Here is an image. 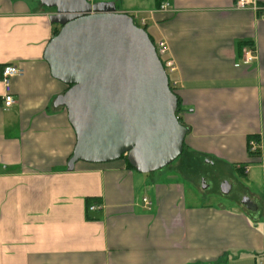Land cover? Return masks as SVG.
Listing matches in <instances>:
<instances>
[{
  "label": "crops",
  "instance_id": "crops-1",
  "mask_svg": "<svg viewBox=\"0 0 264 264\" xmlns=\"http://www.w3.org/2000/svg\"><path fill=\"white\" fill-rule=\"evenodd\" d=\"M87 1H113L164 43L187 129L183 152L169 172L138 174L122 159L68 171L75 135L53 106L67 86L43 59L60 28L49 21L55 11L40 0H0V71H22L9 108L0 82V264H264V22L234 10L237 0ZM246 46L257 55L250 65ZM201 164L260 187L242 193L254 209L240 200L197 205L179 177Z\"/></svg>",
  "mask_w": 264,
  "mask_h": 264
},
{
  "label": "water",
  "instance_id": "water-1",
  "mask_svg": "<svg viewBox=\"0 0 264 264\" xmlns=\"http://www.w3.org/2000/svg\"><path fill=\"white\" fill-rule=\"evenodd\" d=\"M59 26L43 59L52 78L69 88L54 108H64L75 135L67 170L77 162L105 164L125 157L138 174L172 164L183 152L187 129L176 116L177 97L155 47L131 16L114 3L40 0ZM229 192L222 186L224 195ZM251 206L248 200L242 202Z\"/></svg>",
  "mask_w": 264,
  "mask_h": 264
},
{
  "label": "rangeland",
  "instance_id": "rangeland-1",
  "mask_svg": "<svg viewBox=\"0 0 264 264\" xmlns=\"http://www.w3.org/2000/svg\"><path fill=\"white\" fill-rule=\"evenodd\" d=\"M97 1V0H96ZM118 1L117 6L120 8L121 5ZM125 4H130L131 6H137L142 0H123ZM146 2L147 0H143ZM112 3H114L112 1ZM136 22V21H135ZM162 59V58H161ZM176 159L170 166L163 168L160 172H169L174 170L176 165ZM194 172L189 174V180L179 177V180L183 182L185 186V193L191 198L197 205H211L219 207H234L237 206L238 200L243 202L246 200V196H243L244 188L246 187L251 193H260V187L257 185H247L245 179H240L238 177H229L228 173L224 170L217 169L212 165L201 164L199 167L193 168ZM159 172V171H158ZM156 173V172H155ZM152 173V174H155ZM150 175V174H149ZM227 184L229 192L224 195L222 193V186Z\"/></svg>",
  "mask_w": 264,
  "mask_h": 264
},
{
  "label": "built area",
  "instance_id": "built-area-1",
  "mask_svg": "<svg viewBox=\"0 0 264 264\" xmlns=\"http://www.w3.org/2000/svg\"><path fill=\"white\" fill-rule=\"evenodd\" d=\"M234 10H252L254 13L257 14L259 20L264 22V7H257L252 0H237L233 5ZM164 7H167L164 6ZM133 21H136L137 24L140 26L143 25V20H138L136 15L131 16ZM157 56H163L165 52V46L164 43L160 42L155 46V49ZM257 55L256 51L252 47H247L242 50V62L244 65H250L254 61H256ZM163 68L167 74V72H172L173 69L170 67L169 63L163 64ZM22 74L21 69L19 67L14 65H6L1 68L0 71V82L2 83L3 89H4V96L3 97V105L5 108H9L14 104L13 97L11 95V80L15 77H18ZM248 150L251 154H257L260 147L259 143L255 142V140H250L248 143ZM143 203L145 206H149L150 203L147 201V199H143ZM90 209H93L91 207Z\"/></svg>",
  "mask_w": 264,
  "mask_h": 264
},
{
  "label": "trees",
  "instance_id": "trees-1",
  "mask_svg": "<svg viewBox=\"0 0 264 264\" xmlns=\"http://www.w3.org/2000/svg\"><path fill=\"white\" fill-rule=\"evenodd\" d=\"M134 24L138 27V28H141V29H144V27H142V26H140L139 24H137L135 21H134ZM58 31H59V29L58 28H56L55 27V29H54V31H53V36H55V35H57V33H58ZM150 39H151V37H149ZM151 42H152V44H153V46L155 47L156 45L154 44V42L151 40ZM250 47V46H249ZM158 58H159V60L161 61V63H162V66H163V61H162V57L161 56H158ZM169 87H170V83H169ZM69 88V86H67V89ZM66 89V90H67ZM170 89H171V87H170ZM171 91H172V89H171ZM173 92V91H172ZM174 93V92H173ZM178 113H179V104H178V99H177V112H176V116H177V118H178ZM178 121H179V123H180V120H179V118H178ZM181 124V123H180ZM182 125V124H181ZM183 126V125H182ZM122 160H125V157H122L121 158ZM120 159V160H121ZM127 160H125L124 162L126 163V166H127V168H129L130 170H132V168L127 164V162H126Z\"/></svg>",
  "mask_w": 264,
  "mask_h": 264
}]
</instances>
